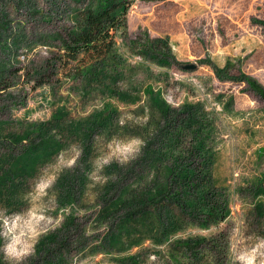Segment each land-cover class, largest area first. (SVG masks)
<instances>
[{
  "label": "rangeland",
  "instance_id": "rangeland-1",
  "mask_svg": "<svg viewBox=\"0 0 264 264\" xmlns=\"http://www.w3.org/2000/svg\"><path fill=\"white\" fill-rule=\"evenodd\" d=\"M92 0H0V44L11 43L1 54L6 62L21 63L14 86L0 92V124L45 122L58 108H66L69 120H78L99 110L108 101L120 110L121 132L94 139L92 164L82 193L74 204L60 205L56 183L74 168L81 157L79 143L68 142L52 162L21 186L22 205L9 213L0 201V264L41 262L37 249L50 233L68 226L69 245L63 251L66 264H121L138 255L139 264H166L158 259L167 249L150 239L132 240L130 247L104 244L110 223L99 220V194L113 176V165L125 166L140 153L146 131L151 130L144 89L153 86L174 107L201 102L215 117L216 185L228 192L229 213L225 221L209 229L188 223L173 235L174 240L211 237L220 232L229 238L222 264H264V211L252 214L250 182L264 174V100L244 83L220 81L208 63L220 68L231 62L232 75L239 70L264 86V0H128V37L145 33L169 39L179 65L160 69L132 52L120 33L116 34V57L110 62H127L135 68L117 87L129 91L137 103L127 105L101 90L84 91L76 83L61 80L56 86H37L33 68L53 56L58 42L46 44L47 36L71 24L72 15ZM4 26L2 28L1 26ZM202 62V63H201ZM204 62V63H203ZM194 64L197 69L186 71ZM34 74V73H33ZM131 78V80L129 79ZM10 79V80H11ZM131 82L133 85H131ZM233 98V110L226 111ZM132 263V262H131ZM130 264V262H128Z\"/></svg>",
  "mask_w": 264,
  "mask_h": 264
},
{
  "label": "trees",
  "instance_id": "trees-1",
  "mask_svg": "<svg viewBox=\"0 0 264 264\" xmlns=\"http://www.w3.org/2000/svg\"><path fill=\"white\" fill-rule=\"evenodd\" d=\"M129 5L128 0H92L77 10L69 26L44 40L46 44L58 42V46L51 58L31 70L36 85L56 86L64 80L78 84L86 92L101 90L124 104H136L137 98L118 88L116 81L125 79L134 66L110 62L117 55V33L132 52L160 69H171L179 62L167 38H152L145 33L129 39ZM3 21L6 18L2 17ZM11 43L0 44V58L10 51L7 48ZM19 43L15 37L13 44ZM20 63L0 59V92L14 86L11 75L18 77L23 68L15 66ZM208 64L220 81L244 83L264 100V86L241 70L232 75L231 62L224 68ZM143 93L148 100L145 109L149 111L152 131H146L145 142L135 159L125 166L110 167L113 176L98 198L99 220L111 222L104 244L112 248L130 247L131 241L139 237V242L150 239L158 246L166 245L165 254L158 257L166 264H222L229 245L224 233L209 238L172 239L188 223L209 229L228 217V192L216 185L214 179L215 117L201 102L174 107L153 86L145 87ZM233 102L231 98L230 106L224 109L234 112ZM66 110L58 108L45 122L21 123L20 130L13 123L0 124V201L6 202L9 213L22 205L21 186L51 163L70 141L79 143L81 157L74 168L58 179L56 189L60 205L74 204L92 164L95 137L124 128L120 125L119 108L109 101L78 120H69ZM249 186L252 214L258 217L264 211V174ZM73 223L71 216L66 222L68 226L45 236L37 249V256L43 260L32 264H66L63 251L69 245L70 229L76 228ZM139 260L138 255H131L120 263L139 264Z\"/></svg>",
  "mask_w": 264,
  "mask_h": 264
},
{
  "label": "water",
  "instance_id": "water-1",
  "mask_svg": "<svg viewBox=\"0 0 264 264\" xmlns=\"http://www.w3.org/2000/svg\"><path fill=\"white\" fill-rule=\"evenodd\" d=\"M184 69H185L186 71H194V70L197 69V66L194 65V64H189V65L184 66Z\"/></svg>",
  "mask_w": 264,
  "mask_h": 264
}]
</instances>
